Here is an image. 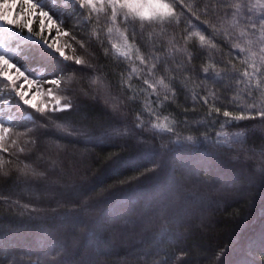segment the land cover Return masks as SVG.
Listing matches in <instances>:
<instances>
[{"label": "trees", "instance_id": "16d2710c", "mask_svg": "<svg viewBox=\"0 0 264 264\" xmlns=\"http://www.w3.org/2000/svg\"><path fill=\"white\" fill-rule=\"evenodd\" d=\"M185 3L201 20L207 21L211 17L203 13L216 0H185ZM188 15L191 23H200L195 16ZM188 23L184 20L185 28ZM175 38L179 39V32ZM85 39L91 42L94 37L89 35ZM160 40L157 36L158 46ZM67 42V54L72 56L77 46ZM8 44L16 48L15 41L8 40ZM169 50L165 47V51ZM223 51L227 58V47ZM189 54L191 60L186 58ZM76 55L88 59L93 68L68 62L73 69L80 70L73 75L81 93L80 109L72 112L68 121L76 127H86L92 138L68 135L57 126L64 123L62 120L50 121V126L29 133L36 140L31 152L32 165L48 168L50 175L33 185L0 177V195L10 197L7 202L0 200V264H157L161 259H166L168 264H219L223 259L218 258L222 248H231L225 254L228 264H239L249 243L258 245L264 233V179L261 178L264 128L258 121H242L248 127L234 131L244 132V143L232 149L227 157L206 146L168 150L178 138L189 135L196 138L201 134L193 129L208 128V135L214 134L215 129L208 127L206 118L208 106L199 99L207 85H202L195 73L220 59V51L215 55L210 50L202 54L189 48L187 53H176L163 73L157 61V71L152 76L147 74L151 70V57L147 69L135 59L134 53L131 62L123 61L106 36L104 47L97 48L90 57L79 48ZM234 62L239 68V61ZM131 67L137 72L129 81ZM161 75L170 84L168 100H163L162 89L158 88V100L143 84L144 79L158 80ZM173 77L178 88L172 86ZM129 82L132 88L125 99L120 85ZM215 91L219 93L222 89ZM121 109L125 111L118 118ZM141 113V123L145 126L174 125L176 132L159 134L155 140L151 139V132H145L138 140L142 144L144 137H149L148 148L138 147L137 140L128 137L103 138L104 133H111L124 120H134ZM124 143L127 147L122 149L120 145ZM141 152L156 155H140ZM118 157L135 158L140 170L151 167L153 159L163 166L145 176L127 167L120 174H113L110 166ZM53 159L55 168L49 163ZM134 175L139 178L121 184ZM99 179L103 180L102 184L97 183ZM48 185L62 189L81 187L88 195L79 203L69 200L58 204L55 195L42 194L43 187ZM14 201L19 203L10 206ZM33 208L37 211L32 212ZM97 239L104 241L99 250ZM154 247H158L159 255H144ZM253 255L257 264H264V253L258 246Z\"/></svg>", "mask_w": 264, "mask_h": 264}, {"label": "snow or ice", "instance_id": "6c2138e0", "mask_svg": "<svg viewBox=\"0 0 264 264\" xmlns=\"http://www.w3.org/2000/svg\"><path fill=\"white\" fill-rule=\"evenodd\" d=\"M188 14L195 16L200 23H191ZM203 15L211 19L201 20L185 0H0V177L19 180L26 185L49 178L48 168L32 165L31 152L36 140L29 133L33 129L50 126V121H64L57 126L70 136L92 138L86 127H76L68 121V116L79 111L81 105V93L73 75L80 70L73 69L68 62L93 68L88 59L76 55L77 48L90 57L97 48L104 47L105 36L123 61L131 62L134 53L135 59L147 69L151 57L149 76L157 71V61L159 71L163 73L166 65L175 59L176 53H187L189 48L202 54L210 50L213 55L219 50L220 59L202 66L195 73L201 84L207 85L205 94L199 99L208 106L206 118L208 127L215 129L214 134L210 137L208 128L203 131L193 129L201 134L196 138L191 135L178 138L172 141L168 150L171 151L173 147L198 149L206 146L227 157L232 149L243 145L244 132L234 131L248 127L242 125V121H258L264 128V0H216L215 4L206 6ZM184 20L189 21L186 28ZM89 35L94 37L91 42L85 39ZM157 36L161 37L159 46ZM61 37L67 38L63 46L58 43ZM167 37L172 39H164ZM8 40L16 42L15 49L8 44ZM67 41L77 46L73 48L72 56L65 53V48L69 47ZM165 47L170 50L165 51ZM224 47L228 49L227 58ZM157 53H163V56ZM186 58L191 60L192 56L189 54ZM234 60L239 61V68ZM175 62L179 63L178 60ZM187 71L189 75L193 74L191 69ZM136 72L135 67L129 69V81ZM166 79L165 75H161L158 80L144 79L143 84L158 100V88L162 89L163 100H168L171 88ZM25 85L30 87L25 88ZM172 86L179 87L174 77ZM131 88L130 82L126 86L120 85L125 99ZM215 88L222 91L217 93ZM42 93L44 100L37 104L35 98ZM172 96H176L175 91ZM124 111L120 110L118 118ZM57 113L66 115L58 116ZM142 115H137L134 120H124L111 133H104L103 138L128 137L129 140H137L138 147L148 148L149 137H144L142 144L138 140L145 132L152 133V140L159 134L176 132L174 125L153 123L149 128L141 123ZM156 119L159 120V117ZM129 133L132 135L129 136ZM120 147H127V143ZM161 148L164 146L161 145ZM4 153H7V158ZM212 154L207 152V155ZM140 155L155 156L156 153L141 152ZM49 163L55 168L54 159ZM162 166L153 159L151 167L140 170L135 158L118 157L110 166V171L120 174L121 169L127 167L138 171L139 176H145ZM261 172L264 179V169ZM138 178L134 175L131 180L121 181V184H129ZM97 183L102 184L103 180L99 179ZM42 194L55 195L58 204L69 200L79 203L88 195L81 187L62 189L54 185L44 186ZM0 200L7 202L10 197L0 195ZM18 203L14 201L10 206ZM80 206L84 208V204ZM31 211L37 210L33 208ZM96 244L99 250L104 241L97 239ZM257 246L264 253V233L258 245L256 242L249 243L245 257L239 264H257L253 255ZM64 250H68L67 245ZM230 251L231 248L220 250L218 258L223 259L219 260V264H228L225 254ZM159 254L158 247L144 253L146 256ZM157 264H168V261L161 259Z\"/></svg>", "mask_w": 264, "mask_h": 264}, {"label": "rangeland", "instance_id": "374dc122", "mask_svg": "<svg viewBox=\"0 0 264 264\" xmlns=\"http://www.w3.org/2000/svg\"><path fill=\"white\" fill-rule=\"evenodd\" d=\"M33 27H35V24L33 25ZM105 31H106V30H105ZM53 35H54V33H53ZM65 41H66V40H65V37H61L60 40L58 41V43H59L61 46H63L64 43H65ZM109 42H110V41H109ZM110 44H111V43H110ZM67 50H68V48H65V53H66V55H68V54H67ZM113 50H114V49H113ZM13 74H14V77H15L14 70H13ZM28 87H30V86L25 85V88H28ZM32 91H34V89H33ZM32 91L29 92V95H30V96L32 95ZM53 92H55V89H53ZM43 100H44V94H43V93H42L41 95H39V96H36V98H35V102H36L37 104H41ZM3 155H4L5 158H6V153H4Z\"/></svg>", "mask_w": 264, "mask_h": 264}]
</instances>
